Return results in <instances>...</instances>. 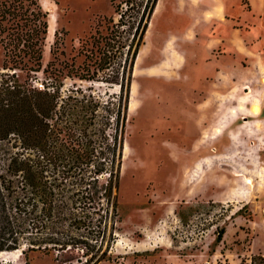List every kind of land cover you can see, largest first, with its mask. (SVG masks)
Wrapping results in <instances>:
<instances>
[{
  "label": "rangeland",
  "instance_id": "1",
  "mask_svg": "<svg viewBox=\"0 0 264 264\" xmlns=\"http://www.w3.org/2000/svg\"><path fill=\"white\" fill-rule=\"evenodd\" d=\"M35 1L52 25L42 49L45 72L29 71L21 52L16 54L21 60H10L0 44V77L41 88L45 75L57 73L63 92L79 88L101 99L109 110L100 111L110 124L108 133L114 134L116 127L123 130L112 189L116 209L106 211L102 201L100 213H75L93 223L100 220L101 228L59 227L62 234L83 240L81 244L20 255L0 253V261L81 264L92 254H103L97 264H249L251 255L264 256V66L259 62V70L249 74L243 86L225 80L206 90L199 77L205 69H191L184 62L191 52L199 58L207 53V36L225 38L232 28H239L249 48L256 49L264 18L240 20L256 17L247 13L249 1L226 0L231 10L224 13L225 28L212 21L213 0H158L138 48L128 99L120 83H125L122 69L130 40L112 41L118 20L112 1ZM222 49L232 52L224 44L213 52ZM256 51L264 54V46ZM239 62L252 68L247 58ZM110 71H117L119 83L103 80ZM205 98L213 99L214 107H208L211 118L200 126L188 114L192 109L200 118V107L187 101ZM240 99L249 100V108L256 102L259 117L237 110ZM115 113L117 124L110 118ZM76 173L70 172L69 179ZM60 174L57 168L55 175ZM220 228L224 232L216 242Z\"/></svg>",
  "mask_w": 264,
  "mask_h": 264
},
{
  "label": "trees",
  "instance_id": "2",
  "mask_svg": "<svg viewBox=\"0 0 264 264\" xmlns=\"http://www.w3.org/2000/svg\"><path fill=\"white\" fill-rule=\"evenodd\" d=\"M111 1L118 14L112 41L130 40L122 69L125 83H120L128 99L138 48L158 0ZM48 33L46 13L35 0H0V44L10 60L19 59L16 54L21 52L29 71L45 72L41 57ZM45 78L38 88L12 76L0 77V253L81 244L83 240L62 234L59 227L101 228L100 220L93 223L75 213H100L102 201L106 211L116 209L112 189L118 177L114 167L121 156L122 127L110 135V124L100 112L109 110L99 97L79 88L63 92L57 73ZM103 80L119 83L117 71ZM110 118L119 121L116 113ZM75 171L77 177L69 179ZM103 175L107 177L100 182ZM223 232L218 230L216 242ZM102 256L92 254L81 264H97ZM249 264H264V256L251 255Z\"/></svg>",
  "mask_w": 264,
  "mask_h": 264
},
{
  "label": "crops",
  "instance_id": "3",
  "mask_svg": "<svg viewBox=\"0 0 264 264\" xmlns=\"http://www.w3.org/2000/svg\"><path fill=\"white\" fill-rule=\"evenodd\" d=\"M211 1V0H210ZM249 4L251 5V16H256L255 18L252 19H246V18H241L240 20L244 22L251 21V23H254L256 19H261L264 18L262 13H264V0H248ZM212 4V14L215 16L212 21L225 27L224 23V13L226 10H231L230 6L226 2V0H213L211 1ZM240 3V0H239ZM241 5V4H240ZM242 8V7H241ZM260 16H262L260 18ZM227 32V30L223 31ZM228 34L224 36L225 38H209L207 36L206 39V46H209V50L206 49L207 53L202 57L199 58V54H195V52H191V55L186 56L185 58V66L189 65L191 69L196 68V67H202L204 68L206 74H203L202 76H199L200 78L204 79L205 82L204 89L206 90H211L213 88V85L216 84H221L223 85V82L225 80L229 81L230 84L234 85H242L243 83L248 80L249 74H254V72H257L258 69V64L259 62L262 63L264 66V54L259 53L256 51L259 46H264V34L260 35V38H258L257 44L258 47L255 49H250L249 44H247L248 37L246 38L243 36L239 28H232V30L227 32ZM195 39H197L195 37ZM193 43L196 42L192 40ZM209 42V44H208ZM224 44L227 47H231L232 52L229 54L226 52V49H222L221 52L214 53L213 48L218 47L219 45ZM244 57L249 59V63L252 64V68L248 66H244L243 64H240L239 58ZM197 60H200L197 63ZM191 74L189 75V81L193 83V72H190ZM196 75V74H195ZM207 75V76H204ZM215 80L217 82H215ZM188 106H198L200 107L199 113H200V118H197L195 115V111L192 109L188 110L189 117L192 116V122L195 123L197 121L200 122V126L203 125L204 121H208L211 117V111L208 109V107H214L213 105V99L211 98H205L200 100L199 102H194L192 100H188ZM212 102V103H211ZM187 111V110H186ZM185 111V112H186ZM210 111V112H209ZM217 113V108L214 110ZM213 112V113H214ZM187 113V112H186ZM193 114V115H192ZM191 118V117H190ZM191 121V120H190ZM201 136V134H200Z\"/></svg>",
  "mask_w": 264,
  "mask_h": 264
},
{
  "label": "bare ground",
  "instance_id": "4",
  "mask_svg": "<svg viewBox=\"0 0 264 264\" xmlns=\"http://www.w3.org/2000/svg\"><path fill=\"white\" fill-rule=\"evenodd\" d=\"M51 31H52V25L50 23V25H49V33H51ZM262 82L264 83V79H262ZM248 101L249 100H246V99H240L238 101L237 110H241V111L245 110L247 112V115L252 116V117H259V113H260L259 105L256 102H252L251 103L252 106L249 108V107L246 106V102H248ZM256 121H259V118ZM16 253H18L20 255L21 254L20 249H16V250H13V251H3L1 253V255H5V254L9 255V254H16Z\"/></svg>",
  "mask_w": 264,
  "mask_h": 264
},
{
  "label": "water",
  "instance_id": "5",
  "mask_svg": "<svg viewBox=\"0 0 264 264\" xmlns=\"http://www.w3.org/2000/svg\"><path fill=\"white\" fill-rule=\"evenodd\" d=\"M20 252H21V250H20Z\"/></svg>",
  "mask_w": 264,
  "mask_h": 264
}]
</instances>
